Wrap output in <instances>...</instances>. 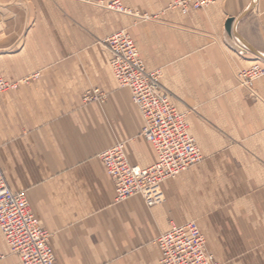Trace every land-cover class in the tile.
Returning <instances> with one entry per match:
<instances>
[{
  "label": "crops",
  "instance_id": "obj_1",
  "mask_svg": "<svg viewBox=\"0 0 264 264\" xmlns=\"http://www.w3.org/2000/svg\"><path fill=\"white\" fill-rule=\"evenodd\" d=\"M98 1L111 0H0V69L18 82L0 93L7 185L25 192L57 264H160L157 236L190 220L225 264H264V251H244L249 240L264 249V76L252 89L236 80L264 67V0H205L185 14L168 0H120L127 13ZM122 28L146 69L161 70L203 156L162 182L151 207L141 195L116 203L99 158L121 141L131 165L156 160L109 65L104 40ZM93 86L103 103L82 100ZM9 249L0 231V264H22Z\"/></svg>",
  "mask_w": 264,
  "mask_h": 264
},
{
  "label": "built area",
  "instance_id": "obj_2",
  "mask_svg": "<svg viewBox=\"0 0 264 264\" xmlns=\"http://www.w3.org/2000/svg\"><path fill=\"white\" fill-rule=\"evenodd\" d=\"M205 4V0H169L168 8L185 14L189 9ZM108 8L123 10L118 0L111 1ZM104 43L110 52L109 63L116 81L129 90L132 103L141 113L144 122L141 135L155 149L156 160L147 167L131 165L121 143L102 151L99 158L113 183L116 203L141 195L151 207L161 199L156 188L198 163L202 158L201 151L188 131L184 114L176 110L161 87L160 72L145 68L130 34L125 30L116 31ZM262 76L264 67L254 63L241 70L237 79L250 87ZM17 85V82L6 80L0 70V93ZM0 231L22 264H57L48 244V233L31 212L25 193L9 188L1 167ZM155 244L160 252V264H220L207 250L204 235L193 220L171 224L157 236Z\"/></svg>",
  "mask_w": 264,
  "mask_h": 264
},
{
  "label": "rangeland",
  "instance_id": "obj_3",
  "mask_svg": "<svg viewBox=\"0 0 264 264\" xmlns=\"http://www.w3.org/2000/svg\"><path fill=\"white\" fill-rule=\"evenodd\" d=\"M111 1H114V0H111ZM111 1H98V3L100 4V5H102L103 7H105L106 9H108V10H112V11H116V12H125V13H127L128 12V9L127 8H124L123 6V10H113V9H110V8H108V4L111 2ZM119 2H120V4H122V2L120 1V0H118ZM156 1L157 0H153V2H154V4L156 3ZM85 2V1H84ZM91 2H93V0L91 1ZM102 2V3H101ZM168 2H169V0H168ZM168 6V5H167ZM170 9V8H169ZM173 10H175V9H173ZM149 18H151V17H149L148 15H143V17H142V19L143 20H148ZM121 30H125V31H127L128 32V30H127V28H122ZM118 31H120V30H118ZM129 33V32H128ZM105 44V43H104ZM106 46V45H105ZM107 48V47H106ZM108 49V48H107ZM109 51V50H108ZM109 54H110V52H109ZM140 54V53H139ZM141 57V56H140ZM142 59V58H141ZM109 61H110V59H109ZM143 61V60H142ZM144 63V62H143ZM109 65H110V63H109ZM261 65V64H260ZM145 66V65H144ZM110 68H111V66H110ZM146 68V67H145ZM1 70V69H0ZM155 70H158L159 72H160V75H159V81H160V84H161V70L160 69H155ZM244 70V69H243ZM149 71H153V70H149ZM240 72V71H239ZM238 72V73H239ZM238 73H236V80H237V83H238V85L239 86H241V87H245V88H247V89H252V87H253V85H254V83L258 80V79H260V78H262V77H260V78H258V79H256L254 82H253V84L250 86V87H247V86H245V85H242L241 83H240V81H239V79H237V74ZM2 74V73H1ZM115 77V76H114ZM116 79V78H115ZM12 82H17V81H12ZM117 82V81H116ZM18 83V82H17ZM117 85L119 86V87H121L119 84H118V82H117ZM161 87H162V84H161ZM163 88V87H162ZM163 90L167 93V95L169 96V98H170V95L168 94V92L166 91V89H164L163 88ZM85 96H89L88 98H86L85 99ZM105 99H106V92L105 91H103L101 88H99V87H97V86H93V87H90L88 90H86L85 92H84V94L82 95V100L85 102V103H90V102H98V103H103L104 101H105ZM171 100V99H170ZM172 102V101H171ZM172 104H173V102H172ZM174 105V104H173ZM134 107L139 111V109L134 105ZM174 107H175V105H174ZM180 112V111H179ZM139 113H140V111H139ZM181 113H183L184 114V116H185V120H186V111H181ZM140 115H141V113H140ZM186 122H187V120H186ZM188 124V123H187ZM196 141V140H195ZM117 143H121L122 145H123V148H124V143L123 142H121V141H118V142H116V143H114V144H117ZM114 144H112V145H114ZM111 145V146H112ZM198 145V144H197ZM111 146H109V147H111ZM108 147V148H109ZM199 147V146H198ZM107 149V148H106ZM199 149H200V147H199ZM200 151H201V149H200ZM201 155H202V152H201ZM203 157V156H202ZM201 160H202V158H201ZM200 160V161H201ZM199 161V162H200ZM197 164V163H196ZM195 165V164H194ZM193 166V165H192ZM191 167V166H190ZM189 167V168H190ZM188 169V168H187ZM186 169V170H187ZM4 175V174H3ZM5 178V177H4ZM168 180V179H167ZM166 181V180H165ZM164 182V181H163ZM24 192V191H23ZM25 193V192H24ZM26 195V194H25ZM27 198V197H26ZM29 204V203H28ZM30 208V207H29ZM31 210V209H30ZM32 212V211H31ZM35 216V215H34ZM36 217V216H35ZM37 218V217H36ZM37 220L39 221V219L37 218ZM194 221V220H193ZM39 223H40V221H39ZM173 224V223H172ZM40 225H41V223H40ZM41 227H42V225H41ZM43 228V227H42ZM44 229V228H43ZM45 230V229H44ZM46 231V230H45ZM47 233H48V231H46ZM49 233H48V244H49ZM203 235H204V238H205V243H206V248H207V250H209V252H211L215 257H216V259L218 260V262L220 263V264H225V259H226V257H225V253H226V251H222V249H220V248H218V247H214V245H215V240L214 239H212V240H210L209 239V237H208V235H207V233L205 232V233H203ZM253 240H249V241H246V246H245V249H244V251H264V249L262 248V247H260V248H258L257 247V245H256V241L255 242H252ZM250 242H251V245H250ZM50 246V245H49ZM10 251H11V249H9Z\"/></svg>",
  "mask_w": 264,
  "mask_h": 264
},
{
  "label": "water",
  "instance_id": "obj_4",
  "mask_svg": "<svg viewBox=\"0 0 264 264\" xmlns=\"http://www.w3.org/2000/svg\"><path fill=\"white\" fill-rule=\"evenodd\" d=\"M229 24H230V21H228V23H227V27L229 26Z\"/></svg>",
  "mask_w": 264,
  "mask_h": 264
}]
</instances>
